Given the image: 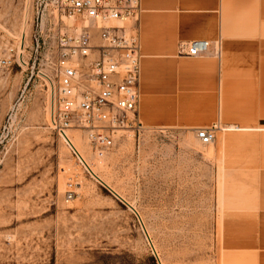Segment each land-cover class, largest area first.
Masks as SVG:
<instances>
[{
  "label": "rangeland",
  "instance_id": "obj_1",
  "mask_svg": "<svg viewBox=\"0 0 264 264\" xmlns=\"http://www.w3.org/2000/svg\"><path fill=\"white\" fill-rule=\"evenodd\" d=\"M38 2L0 0V57L24 40L28 62L0 69V264H243L236 231L257 218L235 131L210 125L205 145L196 128L143 125L98 151L71 129L105 186L50 127L56 44L33 51Z\"/></svg>",
  "mask_w": 264,
  "mask_h": 264
},
{
  "label": "crops",
  "instance_id": "obj_2",
  "mask_svg": "<svg viewBox=\"0 0 264 264\" xmlns=\"http://www.w3.org/2000/svg\"><path fill=\"white\" fill-rule=\"evenodd\" d=\"M139 34L141 123L235 131L234 169L252 186L257 218L236 231V256L264 264V0H141ZM193 39L219 41L220 54L179 56Z\"/></svg>",
  "mask_w": 264,
  "mask_h": 264
},
{
  "label": "built area",
  "instance_id": "obj_3",
  "mask_svg": "<svg viewBox=\"0 0 264 264\" xmlns=\"http://www.w3.org/2000/svg\"><path fill=\"white\" fill-rule=\"evenodd\" d=\"M38 1L39 33L34 34L33 51L37 54L51 36L56 44L50 60L57 74L50 127L74 153L71 129L85 131L92 147L101 151L114 145L120 130L142 128L141 0ZM45 23L49 27L43 37ZM220 49L219 41L193 39L180 43L177 54L202 57L215 52L218 56ZM20 61L24 62L23 53L11 47L0 57V69L14 62L21 65ZM196 136L202 144H210L216 127L196 128Z\"/></svg>",
  "mask_w": 264,
  "mask_h": 264
},
{
  "label": "bare ground",
  "instance_id": "obj_4",
  "mask_svg": "<svg viewBox=\"0 0 264 264\" xmlns=\"http://www.w3.org/2000/svg\"><path fill=\"white\" fill-rule=\"evenodd\" d=\"M24 35V34H23ZM24 48H25V43H24V40H22L21 41V46H20V53H23V51H24ZM23 66L24 67H26L27 66V62L25 61V59H24V62H23ZM69 138H70V140H71V145H72V147L75 149V151H76V153H77V156H78V158L80 159V161L82 162V163H84L85 164V166L87 167V169L94 175V177H96L97 179H99V180H101L102 182H103V184H105V186H109V184L104 180V179H102V177H100L96 172H95V170L90 166V164L86 161V159L83 157V155H82V153L78 150V148L76 147V145L74 144V142L72 141V139H71V137H70V134H69ZM70 147V146H69ZM71 148V147H70ZM72 149V148H71ZM100 181V182H101ZM112 187V186H111ZM110 188V187H109ZM111 189V188H110ZM112 189H113V187H112ZM111 189V190H112ZM114 191H115V189H113ZM117 192V191H116ZM117 194V193H116ZM119 194V193H118ZM117 194V195H118ZM119 196V195H118ZM121 196V195H120ZM119 196V197H120ZM131 206L134 208L135 207V205L134 204H131ZM161 264V263H160Z\"/></svg>",
  "mask_w": 264,
  "mask_h": 264
}]
</instances>
